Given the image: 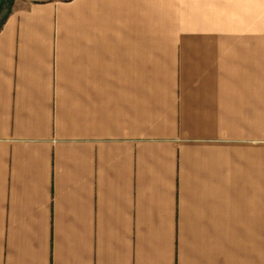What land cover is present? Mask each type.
Here are the masks:
<instances>
[{
	"label": "crops",
	"instance_id": "crops-1",
	"mask_svg": "<svg viewBox=\"0 0 264 264\" xmlns=\"http://www.w3.org/2000/svg\"><path fill=\"white\" fill-rule=\"evenodd\" d=\"M0 264H264V0H10Z\"/></svg>",
	"mask_w": 264,
	"mask_h": 264
},
{
	"label": "rangeland",
	"instance_id": "rangeland-1",
	"mask_svg": "<svg viewBox=\"0 0 264 264\" xmlns=\"http://www.w3.org/2000/svg\"><path fill=\"white\" fill-rule=\"evenodd\" d=\"M9 4L10 0H0V23L8 13Z\"/></svg>",
	"mask_w": 264,
	"mask_h": 264
}]
</instances>
